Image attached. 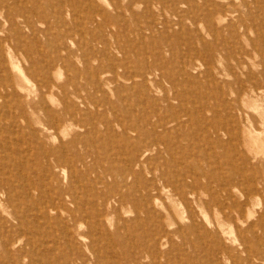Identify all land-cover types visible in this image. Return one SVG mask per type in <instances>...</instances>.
Returning <instances> with one entry per match:
<instances>
[{
    "label": "rangeland",
    "instance_id": "obj_1",
    "mask_svg": "<svg viewBox=\"0 0 264 264\" xmlns=\"http://www.w3.org/2000/svg\"><path fill=\"white\" fill-rule=\"evenodd\" d=\"M8 1L0 7V264H264V0H19L23 14ZM229 2L241 13L220 23L214 7ZM154 138L169 148L147 151ZM191 183L210 207L171 191L181 185L183 195Z\"/></svg>",
    "mask_w": 264,
    "mask_h": 264
},
{
    "label": "bare ground",
    "instance_id": "obj_2",
    "mask_svg": "<svg viewBox=\"0 0 264 264\" xmlns=\"http://www.w3.org/2000/svg\"><path fill=\"white\" fill-rule=\"evenodd\" d=\"M12 1H14V2H12ZM11 2L14 4V5H16L19 9V11H18V14H23V10L24 9H22V5L20 4V3H18L19 2V0H12ZM144 2H145V0H143ZM149 1V0H148ZM213 1V0H212ZM211 1V2H212ZM219 1V0H218ZM231 1V0H230ZM233 1V0H232ZM252 1V0H251ZM7 2H9L8 0H0V7H2V8H4V7H7L6 5H7ZM152 2H153V0H152ZM172 2V1H171ZM183 2H186L185 0L183 1ZM201 2V1H200ZM215 2V1H214ZM217 2V1H216ZM219 2H221V1H219ZM239 2V1H238ZM263 2V1H262ZM150 3V2H149ZM159 3V2H158ZM218 3V2H217ZM259 3V2H258ZM130 4V3H129ZM206 3L204 2V5H205ZM248 4V3H247ZM13 5V6H14ZM128 5V4H127ZM156 5V4H155ZM166 4H164V6H165ZM173 5V4H172ZM193 5H195V4H193ZM203 5V4H202ZM249 5V4H248ZM132 6V5H131ZM145 6L146 7H148L146 4H145ZM151 6V5H150ZM197 6V5H196ZM240 6H242V4L240 5ZM247 6V5H246ZM253 6V5H252ZM10 7V6H9ZM15 7V6H14ZM13 7V8H14ZM27 7V6H26ZM168 7V6H167ZM178 7V6H177ZM200 7H202V6H200ZM207 7V6H206ZM205 7V8H206ZM244 7V6H243ZM248 7V6H247ZM16 8V7H15ZM130 8H132V7H130ZM129 8V9H130ZM9 9V8H8ZM117 9V8H116ZM163 9V8H162ZM175 9V8H174ZM177 9V8H176ZM214 9H215V13L219 16L218 17V20L220 21V23L223 21V20H227V18L229 17V16H231V15H233L235 12L237 13H241V8H239L238 6H236L235 4H233L232 2H229V3H226V4H224V3H222V5H216V7H214ZM241 9V10H240ZM244 9V8H243ZM249 9L250 8H248V11H249ZM202 10H204L203 8H202ZM208 10V9H207ZM254 10V9H253ZM63 11V10H62ZM164 11H166V10H164ZM184 11V10H183ZM198 11V10H197ZM245 11V10H244ZM251 11V10H250ZM65 12V11H64ZM200 12H201V10H200ZM210 12V11H209ZM1 13V12H0ZM7 13V12H6ZM15 13V12H14ZM13 13V14H14ZM59 14L61 13V12H58ZM181 13V12H180ZM256 13V12H255ZM167 14V13H166ZM187 14H188V11H187ZM186 14V15H187ZM205 14H207V13H205ZM213 14H214V12H213ZM253 14V13H252ZM252 14L250 13L249 15H251L252 16ZM257 14V13H256ZM11 15V14H10ZM16 15V14H15ZM173 15V14H172ZM186 15H184V16H186ZM200 15V14H199ZM240 15H242V14H240ZM248 15V16H249ZM254 15V14H253ZM9 16V15H8ZM25 16V15H24ZM165 16V15H164ZM179 16H181V15H179ZM214 16V15H213ZM248 16H246L245 18H247ZM257 16H259V15H257ZM26 17V16H25ZM29 17V16H28ZM136 17V16H135ZM168 17V16H167ZM188 17V16H187ZM244 17V16H243ZM243 17H242V19L241 20H243ZM250 17V16H249ZM254 17V16H253ZM262 17V16H261ZM11 18V17H10ZM13 18V17H12ZM19 18V17H18ZM191 18V17H190ZM214 18V17H213ZM9 19V18H8ZM22 19V18H21ZM194 19V18H193ZM192 19V20H193ZM201 19V18H200ZM230 19V18H229ZM240 19V18H239ZM256 19V18H255ZM254 18H253V20H255ZM259 19V18H258ZM10 20V19H9ZM24 20L26 21L27 19H25L24 18ZM29 20V19H28ZM179 20V19H178ZM183 20V19H182ZM197 20V19H196ZM196 20H195V22H196ZM218 20H216V21H218ZM241 20L239 21V22H241ZM249 20V19H248ZM252 20V19H251ZM252 20V22H254ZM13 21V20H12ZM16 21V20H15ZM171 21V20H170ZM210 21V20H209ZM11 22V21H10ZM19 22V21H18ZM152 22V21H151ZM180 22V21H179ZM182 22V21H181ZM228 22H230V20L228 21ZM239 22H237V23H239ZM250 22V21H249ZM4 23V22H3ZM8 23V22H7ZM14 23V22H13ZM17 23V22H16ZM15 23V24H16ZM25 23H27V22H25ZM172 24H173V22H171ZM175 23H176V20H175ZM197 23V22H196ZM195 23V24H196ZM207 23V22H206ZM209 23H211V22H209ZM213 23H214V21H213ZM226 23V22H225ZM234 23V22H233ZM255 23V22H254ZM5 24H6V22H5ZM29 24V23H28ZM104 24H107V23H105L104 22ZM109 24V23H108ZM155 24H156V22H155ZM153 22H152V25L151 26H153V25H155ZM198 24V23H197ZM200 24V23H199ZM203 24V23H202ZM257 24V23H256ZM2 25V24H1ZM11 25H13L12 24V22H11ZM119 25V24H118ZM208 25V24H207ZM210 25V24H209ZM208 25V26H209ZM228 25H231V24H228ZM244 25H245V23H244ZM255 25V24H254ZM254 25H251V26H248V25H246V28L247 29H255V26ZM258 25V24H257ZM15 26H18V25H15ZM29 26H31V25H29ZM33 26V25H32ZM108 26H111V25H108ZM185 26H186V24H185ZM188 26H190L189 24H188ZM200 26V25H199ZM204 26V25H203ZM215 26H217V25H215L214 24V29H216V27ZM223 26V25H222ZM234 26H236V25H234ZM260 26V25H259ZM191 27V26H190ZM211 27H212V25H211ZM211 27H209L210 29H211ZM224 27V26H223ZM262 27H263V25H262ZM28 28V27H27ZM30 28V27H29ZM104 28V27H103ZM106 28H108L107 27V25H106ZM196 28V27H195ZM198 28V27H197ZM200 28H201V26H200ZM221 28V27H220ZM229 28V27H228ZM231 28V27H230ZM229 28V29H230ZM243 28V27H242ZM259 28V27H258ZM8 29H9V27H8ZM20 29V28H19ZM139 29H140V27H139ZM182 29V28H181ZM188 29V28H187ZM186 29V30H187ZM192 29H194V28H192ZM213 29V28H212ZM225 29V28H224ZM245 29V28H244ZM246 29V30H247ZM11 30V29H10ZM23 30V29H22ZM31 30H32V28H31ZM33 30H34V27H33ZM198 30V29H197ZM197 30H195L194 29V31H195V33H197ZM228 30V29H227ZM232 30H235L234 28L232 29ZM242 30V29H241ZM258 30H260V29H258ZM19 31V30H18ZM42 32H43V30H41ZM137 31L138 32H140L138 29H137ZM200 32H201V30H199ZM211 31V30H210ZM216 31V30H215ZM221 31V30H220ZM238 31V30H237ZM252 31V30H251ZM250 31V32H251ZM263 31V30H262ZM30 32V31H29ZM32 32V31H31ZM142 32V31H141ZM199 32V33H200ZM202 32H204L203 31V28H202ZM214 32V31H213ZM239 32V31H238ZM249 32V31H248ZM254 32V31H253ZM260 32H261V30H260ZM2 33V32H1ZM6 33H8V32H6ZM16 33H17V31H16ZM23 33V32H22ZM27 33V32H26ZM25 33V34H26ZM152 33V32H151ZM211 33V32H210ZM9 34V33H8ZM7 34V35H8ZM31 34H33V33H31ZM144 34V33H143ZM142 34V35H143ZM220 34H222V33H220ZM248 35H249V33H247ZM16 35V34H15ZM27 35H30V34H27ZM218 35V34H217ZM239 35V34H238ZM251 35V34H250ZM249 35V36H250ZM9 36V35H8ZM198 36V35H197ZM196 36V37H197ZM203 36V35H202ZM224 36V35H223ZM222 36V37H223ZM4 37V36H3ZM6 37V36H5ZM4 37V38H5ZM21 35H20V39H21ZM143 37H144V35H143ZM199 37H200V35H199ZM203 37H205V36H203ZM215 37H218V36H215ZM220 37V36H219ZM237 37V36H236ZM3 38V39H4ZM8 38V37H7ZM7 38H5V39H7ZM214 38V37H213ZM221 38V37H220ZM223 38H227L226 36L225 37H223ZM222 38V39H223ZM229 38V37H228ZM244 38V37H243ZM243 38H242V40H243ZM264 38V37H263ZM33 39V38H32ZM34 39H35V37H34ZM249 39H251V40H254V38L252 39L251 37L249 38ZM16 40H18L17 38H16ZM225 40H227V39H225ZM229 40V39H228ZM2 41V40H1ZM6 41V40H5ZM9 40L7 39V42H8ZM20 41V40H19ZM19 41H17V42H19ZM199 41V40H198ZM214 41V40H213ZM217 41V40H216ZM260 41V40H259ZM3 42V41H2ZM15 42V41H14ZM16 42V43H17ZM22 42V41H21ZM21 42H20V44H21ZM24 42V41H23ZM33 42V41H32ZM36 42H37V40H36ZM35 42V43H36ZM202 42H203V40H202ZM228 42V41H227ZM241 42V41H240ZM239 42V43H240ZM243 42V41H242ZM261 42V41H260ZM10 43V42H9ZM204 43V42H203ZM202 43V44H203ZM214 43V42H213ZM221 43V42H220ZM229 43V42H228ZM262 43H263V40H262ZM12 44H14V43H12ZM26 44V43H25ZM25 44H23V45H25ZM200 44V43H199ZM201 44V45H202ZM208 44V43H207ZM215 44H216V42H215ZM241 44V43H240ZM245 44V43H244ZM253 44V43H252ZM260 44V43H259ZM264 44V43H263ZM263 44H261V46L263 45ZM7 46H8V44H6ZM11 45V44H10ZM221 45V44H220ZM5 46V45H4ZM13 46H17V45H13ZM21 46V45H20ZM204 46V45H203ZM205 46H206V44H205ZM257 46H259V47H257V48H260V45H258L257 44ZM2 47V46H1ZM19 47V46H18ZM64 47V46H63ZM224 47V46H223ZM228 47H229V45H228ZM227 47V48H228ZM212 48H214V47H212ZM243 48V47H242ZM9 49V48H8ZM13 48H11V50H12ZM58 49V48H57ZM205 49V48H204ZM224 49V48H223ZM263 49V48H262ZM4 50V49H3ZM10 50V49H9ZM10 50V51H11ZM233 50V49H232ZM206 51H209V50H206ZM227 51V50H226ZM239 51V50H238ZM237 51V52H238ZM243 51V50H242ZM244 51H245V49H244ZM264 51V50H263ZM203 52V51H202ZM230 52V51H229ZM245 52H247L248 53V51L246 50ZM262 52V51H261ZM213 53V52H212ZM234 53H236V52H234ZM241 53H243V52H241ZM196 54H198V52L197 53H195V56H196ZM207 54V53H206ZM230 54V53H229ZM11 55V54H10ZM204 55H205V52H204ZM208 55H209V53H208ZM236 55V54H235ZM247 55H249V54H247ZM263 55V54H262ZM199 56V55H198ZM213 56H214V54H213ZM212 56V57H213ZM217 56H218V54H217ZM226 56H228V55H226ZM233 57H234V55H232ZM244 56H246V55H244ZM56 57V56H55ZM194 57V56H193ZM197 57V56H196ZM200 57V56H199ZM208 57V56H207ZM209 57H210V55H209ZM224 57H225V55H224ZM238 57H239V55H238ZM248 57V56H247ZM228 58V57H227ZM242 58V57H241ZM244 58H246V57H244ZM53 59V58H52ZM59 59H61V57L59 58ZM66 59V58H65ZM201 59V58H200ZM206 59V58H205ZM216 59V58H215ZM222 59V58H221ZM239 59V58H238ZM237 59V60H238ZM196 60V59H195ZM231 60V59H230ZM186 61V60H185ZM209 61H211V60H209ZM66 62V61H65ZM188 62V61H187ZM198 62V61H197ZM201 62V61H200ZM207 62V61H206ZM205 62V63H206ZM215 62H217V60H215ZM214 62V63H215ZM221 62V61H220ZM223 62V61H222ZM229 62V61H228ZM232 62V61H231ZM148 63V62H147ZM146 63V64H147ZM152 63V62H151ZM184 63H186V62H184ZM208 63V62H207ZM219 63V62H218ZM264 63V62H263ZM188 64V63H187ZM203 64V63H202ZM220 65H221V67H222V64L221 63H219ZM227 64V63H226ZM148 65V64H147ZM208 65V64H207ZM217 65V64H216ZM224 65V64H223ZM228 65V64H227ZM235 65V64H234ZM118 66H119V64H118ZM151 66V65H150ZM213 66V65H212ZM245 67H246V65H244ZM146 67H149V65L148 66H146ZM184 67H185V65H184ZM208 67V66H207ZM229 67V66H228ZM144 69H145V67H143ZM225 68V67H224ZM230 68V67H229ZM115 69H116V67H115ZM120 69V68H119ZM205 69H206V67H205ZM210 69H211V67H210ZM231 69H232V71H233V69L234 68H232L231 67ZM243 69H244V67H243ZM246 69V68H245ZM148 70H149V68H148ZM89 71V70H88ZM91 71V70H90ZM100 71L102 72V70L100 69ZM208 71H210V70H208ZM213 71V70H212ZM229 71H230V69H229ZM259 71H261V70H259ZM24 72V71H23ZM113 72V71H112ZM118 72V71H117ZM121 72V71H120ZM143 72V71H142ZM148 72H150V71H148ZM211 72V71H210ZM225 72V71H224ZM227 72V71H226ZM231 72V71H230ZM234 72V71H233ZM232 72V73H233ZM257 72V71H256ZM255 72V73H256ZM262 72V71H261ZM264 72V71H263ZM96 73H97V70H96ZM103 73V72H102ZM122 73V72H121ZM144 73V72H143ZM209 73V72H208ZM10 74V73H9ZM25 74V73H24ZM124 74V73H123ZM211 73H209V75H210ZM221 73H219V75H220ZM259 74V73H258ZM134 75V74H133ZM137 75V73L135 74V76ZM140 75V74H139ZM138 75V76H139ZM151 75V74H150ZM189 75V74H188ZM257 75V74H256ZM26 76V75H25ZM41 76V75H40ZM96 76V75H95ZM105 76V75H104ZM111 76H113V75H111ZM110 76V77H111ZM126 76V75H125ZM131 76V75H130ZM159 76V75H158ZM211 76V75H210ZM237 76V75H236ZM249 77H251L250 75H248ZM260 76V75H259ZM99 77V76H98ZM97 77V78H98ZM113 77H115L116 78V76H113ZM112 77V78H113ZM119 77V76H118ZM124 77V76H123ZM144 77H146V76H144ZM151 77V76H150ZM209 77V76H208ZM222 77V76H221ZM227 77H228V75H227ZM249 77H247V79L249 78ZM252 77H254V75L252 76ZM22 78V77H21ZM26 78H28V77H26ZM147 78H148V76H147ZM146 78V79H147ZM211 78H212V76H211ZM230 78V77H229ZM244 78V77H243ZM73 79V78H72ZM100 79V78H99ZM120 79V78H119ZM215 79V78H214ZM217 79V78H216ZM215 79V80H216ZM219 79V78H218ZM247 79H245V80H247ZM40 80V79H39ZM113 80H115V79H113ZM155 80H156V78H155ZM230 80V79H229ZM53 81V80H52ZM71 81V80H70ZM117 81V80H116ZM143 81V80H142ZM147 81V80H146ZM157 81V80H156ZM23 82V81H22ZM158 82V81H157ZM208 82V81H207ZM213 82V81H212ZM215 82V81H214ZM221 82V81H220ZM236 82V81H235ZM239 82V81H238ZM240 82H242L241 81V79H240ZM239 82V83H240ZM244 82V81H243ZM40 83V82H39ZM142 83V82H141ZM153 83V82H152ZM204 83V82H203ZM46 84V83H45ZM142 84H144V83H142ZM149 84V83H148ZM160 83H158V85H159ZM215 84V83H214ZM219 84V83H218ZM3 85V84H2ZM74 85V84H73ZM140 85V84H139ZM138 85V86H139ZM145 85V84H144ZM203 85V84H202ZM201 85V86H202ZM204 85H206V83L204 84ZM203 85V86H204ZM210 85V84H209ZM222 85V84H221ZM245 85H246V83H245ZM6 86V85H5ZM4 86V88H6ZM37 86H38V84H37ZM44 86V85H43ZM42 86V87H43ZM74 86H76V85H74ZM146 86V85H145ZM154 86V85H153ZM157 86V85H156ZM238 86H240V84L238 85ZM243 86H244V84H243ZM243 86H241V87H243ZM256 86V85H255ZM132 87V86H131ZM134 87V86H133ZM205 87V86H204ZM221 87V86H220ZM219 87V88H220ZM227 87V86H226ZM232 87V86H231ZM253 87V86H252ZM140 88V87H139ZM149 88V87H148ZM214 88V87H213ZM239 88V87H238ZM49 89V88H48ZM47 89V90H48ZM135 89V88H134ZM137 89V88H136ZM159 89V88H158ZM203 89V88H202ZM209 89V88H208ZM224 89V88H223ZM226 89V88H225ZM231 89H233V88H231ZM68 90V89H67ZM133 90V89H132ZM131 90V91H132ZM238 90V93H239V90L240 89H237ZM252 90V89H251ZM43 91V90H42ZM46 91V90H45ZM49 91V90H48ZM47 91V92H48ZM145 91V90H144ZM260 91H262L263 92V90H260ZM71 92V91H70ZM73 92V91H72ZM235 92H236V90H235ZM245 92V91H244ZM39 93V92H38ZM49 94H50V91L48 92ZM137 93H139V92H137ZM147 93V92H146ZM148 93H149V91H148ZM229 93V92H228ZM234 93V92H233ZM64 94V93H63ZM76 94V93H75ZM145 94V93H144ZM208 94V93H207ZM213 94V93H212ZM211 94V95H212ZM215 94V93H214ZM240 94H242V93H240ZM42 95V94H41ZM55 95V94H54ZM78 95V94H77ZM235 95V94H234ZM43 96V95H42ZM81 96V95H80ZM152 96V95H151ZM207 96H209V95H207ZM251 96V95H250ZM41 97V96H40ZM44 97V96H43ZM204 97V96H203ZM214 97V96H213ZM221 97V96H220ZM231 97V96H230ZM247 97V96H246ZM252 97V96H251ZM76 98H78V97H76ZM205 98V97H204ZM209 99V98H208ZM221 99V98H220ZM225 99V98H224ZM223 99V100H224ZM84 100V99H83ZM226 100V99H225ZM232 101H234V100H232ZM249 101V100H248ZM83 102H85V101H83ZM216 102V101H215ZM223 102H225V101H223ZM234 105H235V102H234ZM240 105V104H239ZM206 106V105H205ZM230 106V105H229ZM244 106V105H243ZM42 107H43V105H42ZM47 107V106H46ZM45 107V108H46ZM227 108H228V106H226ZM44 108V109H45ZM244 108V107H243ZM48 109V108H47ZM205 109V108H204ZM239 110V109H238ZM200 111V110H199ZM201 111H203V110H201ZM181 112V111H180ZM231 112H232V110H231ZM240 112V111H239ZM177 113V112H176ZM189 113V112H188ZM202 114H203V112H201ZM228 113V112H227ZM233 113V112H232ZM179 114V113H178ZM177 114V115H178ZM222 114V113H221ZM249 114V113H248ZM226 115V114H225ZM180 116H181V114H180ZM182 116H183V114H182ZM181 116V117H182ZM187 116V115H186ZM228 116V115H227ZM237 116V115H236ZM249 116V115H248ZM188 117H189V115H188ZM191 117V116H190ZM189 117V118H190ZM250 117V116H249ZM176 118H177V116H176ZM175 118V119H176ZM162 119V118H161ZM118 120V119H117ZM158 120V119H157ZM167 120H169V119H167ZM177 120V119H176ZM251 120V119H250ZM263 120V119H262ZM54 120H52V122H53ZM57 121V120H56ZM153 121V120H152ZM151 121V122H152ZM165 121V120H164ZM182 121V120H181ZM59 122V121H58ZM118 122H121V121H118ZM246 122H248V121H246ZM54 123V122H53ZM57 123V122H56ZM117 123V122H116ZM123 123V122H122ZM167 123V122H166ZM252 123V122H251ZM58 124V123H57ZM125 124H127V122L125 123ZM196 124V123H195ZM199 124V123H198ZM228 123H226V125H227ZM250 124V123H249ZM59 125V124H58ZM145 125V124H144ZM174 125V124H173ZM172 125V126H173ZM186 125V124H185ZM185 125H184V127H185ZM57 126V125H56ZM55 126V124H54V128L56 127ZM120 126V125H119ZM155 126V125H154ZM162 126H165V124L164 123H159L158 125H157V127H162ZM192 126V125H191ZM233 126V125H232ZM243 126H245V124H243ZM247 126V125H246ZM251 126H252V124H251ZM255 126V125H254ZM125 127V126H124ZM128 127V126H127ZM57 128V127H56ZM55 128V131H57L58 129H56ZM120 128V127H119ZM149 129H151V127H148ZM153 128V127H152ZM168 128V127H167ZM166 128V129H167ZM176 128V127H175ZM174 128V129H175ZM234 128V127H233ZM247 128H249V127H247ZM64 129V128H63ZM122 129H124V128H122ZM126 129V128H125ZM129 129H130V131L132 130V131H135V132H137V133H140V134H143L144 133V128L141 126V125H132V126H129ZM154 129V128H153ZM152 129V130H153ZM155 129H156V127H155ZM155 129H154V131H155ZM243 129H244V127H243ZM254 129V128H253ZM52 130V129H51ZM159 130V129H158ZM242 130V129H241ZM252 130V129H251ZM256 131H257V129H255ZM254 130V131H255ZM122 131H124V130H122ZM129 131V130H128ZM233 131V130H232ZM240 131V130H239ZM260 131V130H259ZM171 132V131H170ZM179 132V131H178ZM226 132V131H225ZM234 132V131H233ZM247 132V131H246ZM129 133V132H128ZM132 133V132H131ZM134 133V132H133ZM136 133V134H137ZM146 133V132H145ZM149 133H150V130H149ZM154 133V132H153ZM155 133H156V131H155ZM162 133H163V131H162ZM175 133V132H174ZM180 133V132H179ZM207 133V132H206ZM258 133H262V132H258ZM26 134V133H25ZM148 133H146L145 135H147ZM160 134V133H159ZM170 134V133H169ZM249 134H251V132L249 133ZM122 135H124V134H122ZM131 135H133V134H131ZM135 135V134H134ZM162 135V134H161ZM161 135H160V137H161ZM201 135H203V134H201ZM238 135V134H237ZM236 135V136H237ZM51 136H53V135H51ZM220 136V135H219ZM143 137V136H142ZM146 137V136H145ZM166 137H168V136H166ZM238 137L240 138V136H237V139H238ZM242 137V136H241ZM186 138H187V136H186ZM198 138V137H197ZM208 138V137H207ZM246 138V137H245ZM143 139V138H142ZM145 139V138H144ZM224 139V138H223ZM229 139H231L232 140V137L231 138H229ZM146 140V139H145ZM152 140V139H151ZM230 140V141H231ZM246 140V139H245ZM179 141V140H178ZM206 141H207V139H206ZM225 141V140H224ZM240 141H241V139H240ZM243 141V140H242ZM232 142H233V140H232ZM180 143V142H179ZM178 143V144H179ZM186 143V142H185ZM192 143V142H191ZM209 143H211V142H209ZM229 143V142H228ZM241 144H242V142H240ZM2 144V143H1ZM190 144V143H189ZM212 144V143H211ZM234 144V143H233ZM161 145H163V146H165V148L167 149V148H169V144H164V142H162L161 140H159L158 138H154L151 142H150V144H149V148H147L146 150L148 151L149 149H156V147H160ZM242 146V145H241ZM264 146V144L263 143H260V144H258V147H260V148H262ZM213 147V146H212ZM6 148H8V147H6ZM245 148V147H244ZM247 149V148H246ZM89 151V150H88ZM134 150H132V152H133ZM209 151V150H208ZM139 152V151H138ZM248 152V151H247ZM168 153H170V152H168ZM208 153V152H207ZM138 154V153H137ZM191 154V153H190ZM249 154V153H248ZM237 155V154H236ZM65 156V155H64ZM89 156V155H88ZM145 156V155H144ZM208 156V155H207ZM230 156V155H229ZM258 156V155H257ZM66 157V156H65ZM173 157V156H172ZM233 157V156H232ZM140 158V157H139ZM173 159V158H172ZM81 160V159H80ZM256 160V159H255ZM91 161V160H90ZM220 161V160H219ZM248 161V160H247ZM62 162V161H61ZM60 162V163H61ZM148 162V161H147ZM224 162V161H223ZM76 163V162H75ZM80 163V162H79ZM78 163V164H79ZM219 163V162H218ZM209 164V163H208ZM211 164H213V163H211ZM233 164V163H232ZM56 165V164H55ZM234 165V164H233ZM241 165V164H240ZM135 166V165H134ZM136 167H138V166H136ZM218 167H219V165H218ZM154 168H155V166H154ZM247 168V167H246ZM150 169V168H149ZM219 169V168H218ZM33 170V169H32ZM144 170V169H143ZM152 170V169H151ZM224 170V169H223ZM142 171V170H141ZM150 171V170H149ZM262 171V170H261ZM34 172V171H33ZM153 172V171H152ZM151 172V173H152ZM145 174V173H144ZM218 174V173H217ZM198 176V175H197ZM218 176H220V175H218ZM230 176H231V174H230ZM261 177V176H260ZM119 178H120V176H119ZM127 178V177H126ZM151 178V177H150ZM148 179V180H151V179ZM215 178V177H214ZM233 178V177H232ZM130 179V178H129ZM177 179V178H176ZM241 179V178H240ZM240 179H239V181H240ZM246 179V178H245ZM120 180H121V178H120ZM155 180V179H154ZM215 180V179H214ZM234 180V179H233ZM252 181V180H251ZM128 182V181H127ZM155 182H157V181H155ZM173 182V181H172ZM216 182V181H215ZM236 182V181H235ZM248 182V181H247ZM147 183V182H146ZM220 183V182H219ZM239 184H240V182H238ZM243 183V182H242ZM254 183V182H253ZM41 184V183H40ZM124 183H122V185H123ZM166 184V183H165ZM222 184V183H221ZM257 184V183H256ZM12 185V184H11ZM128 185V184H127ZM149 185V184H148ZM227 185V184H226ZM246 185V184H245ZM161 186V185H160ZM166 186H168L167 184H166ZM218 186V185H217ZM258 186V185H257ZM260 186H262V185H260ZM155 187V186H154ZM180 187H182L181 185H176V186H174L172 189H171V191L173 192V194L174 195H176V196H187L188 194H193L194 195V197H195V199H197L199 202H200V205L203 207V208H207V207H210V204H209V201L210 200H212V198L211 199H209V200H206V194H208V193H206L205 194V189H204V187L203 186H200V188L199 189H197V188H195L194 187V185H193V183H191L188 187H189V189L186 191V190H184L183 189V195H182V192H181V189H180ZM256 187V186H255ZM79 188V187H78ZM132 188H134V187H132ZM131 188V189H132ZM137 188V187H136ZM168 187H166V189H167ZM212 188V187H211ZM217 188V187H216ZM237 188V187H236ZM236 188H234L233 190H235ZM248 188V187H247ZM140 189V188H139ZM153 189H155V188H153ZM258 189V188H257ZM256 189V190H257ZM69 190V189H68ZM67 190V191H68ZM150 190V189H149ZM236 190H238V189H236ZM248 190V189H247ZM67 191H66V193H67ZM137 191H138V189H137ZM154 192H155V190H154ZM159 192V191H158ZM226 192V191H225ZM230 192H232V191H230ZM261 192V191H260ZM73 193V192H72ZM76 193V192H75ZM147 193V192H146ZM218 193V192H217ZM241 193V192H240ZM243 193V192H242ZM259 193V192H258ZM2 194V193H1ZM7 193H5L4 194V196L6 195ZM150 194H154L155 195V193H151L150 192ZM159 194V193H158ZM158 194H156V196L158 195ZM169 194V193H168ZM216 194V193H215ZM3 195V194H2ZM68 195V194H67ZM73 195V194H72ZM214 195V194H213ZM262 195V194H261ZM74 196V195H73ZM161 196H162V194H161ZM208 196V195H207ZM244 196V195H243ZM248 196V195H247ZM246 196V197H247ZM1 198H2V196H0ZM62 197V196H61ZM70 197V196H69ZM78 197V196H77ZM159 197V196H158ZM169 197V196H168ZM255 197V196H254ZM263 197V196H262ZM0 198V199H1ZM64 198V197H63ZM80 198V197H79ZM106 198V197H105ZM119 198V197H118ZM162 198V197H161ZM172 198V197H171ZM173 198H175V197H173ZM190 198H192V195L190 196ZM256 198H259V197H256ZM72 198H70V200H71ZM76 197H75V201H76ZM145 199V198H144ZM229 199V198H228ZM248 199H249V197H248ZM262 199V198H261ZM58 200V199H57ZM64 200V199H63ZM74 200V199H73ZM119 201H121L120 199H118ZM185 200H187L186 198H185ZM206 200V201H205ZM233 200V199H232ZM8 201V200H7ZM72 201V200H71ZM160 201V200H159ZM172 201V200H171ZM170 201V202H171ZM219 201H221V199L219 200ZM238 201H240V200H238ZM237 201V202H238ZM259 201V200H258ZM59 202V201H58ZM64 202H65V200H64ZM131 202V201H130ZM151 202H153V201H151ZM176 202V201H175ZM183 202V201H182ZM186 202H188V201H186ZM242 202V201H241ZM247 202H248V200H247ZM261 202V201H260ZM10 203V202H9ZM44 203V202H43ZM60 203V202H59ZM67 203V202H66ZM71 203V202H70ZM111 203V202H110ZM157 203H158V198H157ZM161 203V202H160ZM225 203V202H224ZM236 203V202H235ZM249 203V202H248ZM11 204V203H10ZM72 204V203H71ZM108 204V203H107ZM153 204V203H152ZM159 204V203H158ZM171 204H173V203H171ZM182 204V203H181ZM193 204V203H192ZM216 204H218V202H216ZM234 204V203H233ZM261 204V203H260ZM263 204V203H262ZM3 205V204H2ZM43 205V204H42ZM64 205H66V204H64ZM73 205V204H72ZM123 205V204H122ZM157 205V204H156ZM162 205V204H161ZM176 205V204H175ZM189 205V204H188ZM5 206V205H4ZM54 206H56V205H54ZM62 206V205H61ZM134 207H135V205H133ZM174 206V205H173ZM187 206V205H186ZM190 206H191V204H190ZM196 206V205H195ZM225 206V205H224ZM228 206V205H227ZM233 206V205H232ZM256 206V205H255ZM7 206H5V208H6ZM47 207V206H46ZM51 207V206H50ZM64 208H65V206H63ZM77 207V206H76ZM202 207H201V209H202ZM245 207L246 206H243V208L245 209ZM11 208V207H10ZM83 208V207H82ZM166 208V207H165ZM172 208V207H171ZM181 208V207H180ZM215 209H214V214H215V219L218 221V222H222L223 221V218H225L226 217V213H223V215L221 216V213H222V211H224V210H222V207L221 206H218L217 208L216 207H214ZM249 208V207H248ZM29 209V208H28ZM39 209V208H38ZM55 209V211H56V208H54ZM146 209V208H145ZM173 209V208H172ZM196 209V208H195ZM1 210V209H0ZM47 210H49V208H47ZM59 210V209H58ZM163 210V209H162ZM250 209H248V211H249ZM3 211V210H2ZM50 211H52V210H50ZM137 211H139V209L137 210ZM164 211V210H163ZM203 211V210H202ZM207 211V210H206ZM12 212H14V211H12ZM157 212V211H156ZM205 212V211H204ZM8 213V212H7ZM7 213H5V214H7ZM166 213V212H165ZM168 213V212H167ZM166 213V214H167ZM202 213V212H201ZM206 213H208V212H206ZM237 213V212H236ZM1 214V213H0ZM3 214V213H2ZM1 214V215H2ZM157 214V213H156ZM185 214V213H184ZM1 215H0V217H1ZM10 215V214H9ZM168 215V214H167ZM239 215V214H238ZM237 215V216H238ZM264 215V214H263ZM2 216H4V215H2ZM167 217V216H166ZM171 217V216H170ZM192 217V216H191ZM195 217V216H194ZM203 217H204V215H203ZM251 217V216H250ZM249 217V218H250ZM2 218V217H1ZM17 218V217H16ZM236 218V217H235ZM243 218V217H242ZM17 219H19V218H17ZM22 219V218H21ZM20 219V220H21ZM87 219V218H86ZM151 219V218H150ZM241 219V218H240ZM168 220H169V218H168ZM193 220V219H192ZM235 220V219H234ZM249 220V219H248ZM263 221L262 222H264V219H262ZM17 221H19V220H17ZM91 221V220H90ZM146 221V220H145ZM194 221V220H193ZM238 221V220H237ZM259 221V220H258ZM22 222V221H21ZM183 222V221H182ZM236 222V221H235ZM20 223V222H19ZM193 223V222H192ZM191 223V224H192ZM208 223V222H207ZM242 223V222H241ZM258 223V222H257ZM261 223V222H260ZM190 224V225H191ZM219 224V223H218ZM229 224V223H228ZM193 225V224H192ZM226 225V224H225ZM231 225V224H230ZM245 225V224H244ZM204 226V225H203ZM220 226V225H219ZM233 226V225H232ZM192 228H194V227H192ZM191 228V229H192ZM200 228V227H199ZM220 228V227H219ZM253 228V227H252ZM206 229V228H205ZM221 229V228H220ZM259 229V228H258ZM210 230V229H209ZM260 230V229H259ZM206 231V230H205ZM223 231H224V229H223ZM222 231V232H223ZM234 231V230H233ZM211 232V231H210ZM230 232V231H229ZM253 232H254V230H253ZM259 232H261V231H259ZM26 233V232H25ZM206 233V232H205ZM220 233V232H219ZM240 233H241V231H240ZM260 234V233H259ZM258 235V234H257ZM200 236V235H199ZM214 236V235H213ZM239 236V235H238ZM219 237V236H218ZM260 238V237H259ZM255 239V238H254ZM264 239V238H263ZM242 240V239H241ZM246 241V240H245ZM249 245V244H248ZM223 246V245H222ZM243 246V245H242ZM250 246V245H249ZM7 247H9V246H7ZM247 247V246H246ZM257 248V247H256ZM264 248V247H263ZM226 249V248H225ZM246 249H248V247L246 248ZM244 251V250H243ZM259 251V250H258ZM246 252H249V250H246ZM207 253V252H206ZM263 253H264V251H263ZM154 254V253H153ZM258 254V253H257ZM159 255V254H158ZM248 255H250V254H248ZM154 256V255H153ZM247 257V256H246ZM158 258V257H157ZM253 259V258H252ZM153 261V260H152ZM257 261V260H256ZM261 262V261H260ZM154 264H155V262H154Z\"/></svg>",
    "mask_w": 264,
    "mask_h": 264
}]
</instances>
